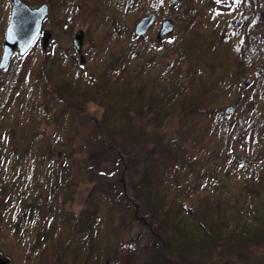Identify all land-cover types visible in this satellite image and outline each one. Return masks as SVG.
<instances>
[{
	"label": "trees",
	"instance_id": "trees-1",
	"mask_svg": "<svg viewBox=\"0 0 264 264\" xmlns=\"http://www.w3.org/2000/svg\"><path fill=\"white\" fill-rule=\"evenodd\" d=\"M34 1L63 25L88 24L90 43L85 63L74 51L34 72L30 50L14 73L0 68V169L15 183L5 213L37 229L16 231L29 246L22 263L264 264V0H181L161 41L134 27L168 0ZM49 144L62 164L44 166ZM83 182L91 198L75 214Z\"/></svg>",
	"mask_w": 264,
	"mask_h": 264
},
{
	"label": "rangeland",
	"instance_id": "rangeland-1",
	"mask_svg": "<svg viewBox=\"0 0 264 264\" xmlns=\"http://www.w3.org/2000/svg\"><path fill=\"white\" fill-rule=\"evenodd\" d=\"M24 1L28 5H30L32 8H37L40 5H42L40 3H36L34 0H24ZM180 1L181 0H179L178 3H176L175 5H171L170 0H168V4L161 11L156 10L157 5H154L152 7L153 9L149 10L148 14H150L151 12H156L157 13L156 21L150 27L148 32L145 35H143V36H146L149 39L151 38L153 40H157L158 39L157 36H158L159 31H160L162 21L165 20V19H172L173 22H174V25H176V22H175V17H176V14H177L176 13L177 12V7L176 6L180 3ZM48 5H49V14H48V16L45 18V20L43 22V30H42V32L45 29L49 30V31L52 32V37H51V39L49 41L48 48H47L48 50L47 51L44 50L43 40H39V43H35L33 45V47L30 49L31 50L30 52L32 54V56H30V58H31V64H30L31 68L33 66V71H34V66L36 67V70H37V66H40V65H43V67L45 68V65L43 63V61L45 59H48L49 63H54L55 60H59L60 61L62 59V57H63L62 56L63 54H67L69 52L74 53V51H77L76 47L73 44V40H74V38H75V36H76V34L78 32H84L85 33L83 49H82L84 63H85V57L84 56H86L85 53L87 52V49H88V46H89V43H90V39H89V37L87 35V33H88V30H87L88 29V24H86V25L84 24L83 26H79V25L72 26L70 23H69V25H63L60 22V16H59L58 9L56 7L51 6V4H49V3H48ZM12 7H13V1L12 0H0V60H1V57H2V53H3V47H4L5 37H6V29H7L8 25H9L10 18H11ZM144 16H146V15H144ZM144 16H142V17H144ZM138 21H137V23H138ZM136 24H135V26H136ZM173 32H175V28H174ZM134 34H135V27H134ZM173 34L171 33L170 36H172ZM57 36H58V38H57ZM56 38L58 39V41H56ZM49 51H50V54H48L49 56L48 57L45 56V55H47L46 53H49ZM25 55H20L19 50L15 51V53L13 55L12 62L8 66V67L11 68L12 73H14L15 70L17 69V67L23 62V60L25 59ZM79 57H80V55H79ZM248 78H251V83L249 85H246L245 81ZM241 80H242L241 83H242L243 88H249V90L252 91V93H254V90H253V87H252V83H253L252 82L253 81L252 77L251 76H245ZM258 85H260V84H258ZM238 94H239V96H238ZM233 95H237L236 98L240 97V93H238V92L234 93ZM0 105H2V101H0ZM228 105L236 106L235 103H230V102L225 103L223 105V108H224L223 112L224 113H226L225 112V108ZM14 106H16V105H14ZM87 108H88V112H90V115L93 114V115H97L98 117H101V115L103 113V108L101 106L97 105L96 103H89ZM236 110H237V108L235 107V110H234L233 113H236ZM5 116H6L7 119H10V118L15 119V117H16L14 112H7V113H5ZM174 127H175V118L171 117L168 120L167 125L165 126V128L167 129V131L169 133H172ZM41 128L45 129L48 132V136H49L50 140L52 139L53 135H55L56 131L58 130V128H56V126H55V123L52 120L50 121L48 119H46V120H44L42 122ZM89 128H90V124L89 125H85L83 128H81V132L82 133H87ZM2 141L4 142L3 139H2ZM5 143H6V141H5ZM2 148H3V146L1 145V147H0V167H3L4 165H7V166L9 165V160H7L5 158L6 156L3 155L5 152L3 150H1ZM46 150H47L46 151L47 157H46L44 166H48L51 163H55V164L56 163H58V164H62L63 163L61 161L62 155H61L60 151L57 150L55 147H53V145L49 144V146H47ZM28 161L29 160H27L25 162H21V164H22V167L28 166V172L30 173L31 169L29 168V162ZM2 173H3V171L0 169L1 176H2ZM11 173L12 172H10V171H9V173L6 172V171L3 173V174H7V176L4 175L3 180L1 182V184L4 185V186L2 187L0 185V251L6 250V251H8L10 253H13L14 255H17V259L16 260H18V263L19 264H24V263H22L23 261H22L21 256L23 255L25 257V259H26V252H27L26 250H28L29 246H27L28 243L24 239H21L22 238L21 236L18 237L19 234L16 231H18V230L22 231L23 230L24 233L28 234L27 233L28 231H30V230L33 231L34 230L36 232L37 229H35L36 227H33V224H31L30 222L26 221V219H25L26 216H25L23 222H21L20 228H19V227L16 226V222L18 220V215L15 214V212H13V210L12 211H8V212L5 213V210L7 209V207H5V202H7V199H9L11 197L9 193L11 191H13L14 188H15V183H11L10 181L12 179H10V176H8ZM62 173H63V171H61V174ZM14 182H15V180H14ZM45 182L47 183L46 179H45ZM92 187H93V185H91L89 183H86V182L85 183L83 182V183H81L78 186L77 189H75V191L73 192V201H72V203L70 205H68L69 209L72 212H74L75 214H78L84 208L87 207V202L91 198L90 193H91V191L93 189ZM20 191L22 193L20 192L19 198H20L21 201H25V198H26L25 197L26 195L24 193L25 191L23 189H20ZM32 197H34V196H32ZM13 199L15 200V197ZM15 202H16V200L13 202L12 206L14 205ZM34 203L40 205V201H37V202L34 201ZM3 216H4V220L6 221V219H8V221L10 223L8 222L9 224L7 226L1 227L2 226V222H3ZM5 217H6V219H5ZM43 218H45V216ZM25 227H27V228H25ZM11 228L13 230H11ZM17 234H18V236H17ZM33 235H34V233H33ZM124 236L126 237V235H124ZM127 236H128V234H127ZM15 238L18 239V241ZM12 241L17 243L18 245L15 244V243H12ZM77 253H78V251H76V253H74V254H77ZM94 254L100 255L102 253H98L97 251H95ZM27 255L29 256V254H27ZM0 259L8 260V259H6L3 256H0ZM47 259L50 260L51 258H47ZM47 259H45V262L47 261Z\"/></svg>",
	"mask_w": 264,
	"mask_h": 264
},
{
	"label": "water",
	"instance_id": "water-1",
	"mask_svg": "<svg viewBox=\"0 0 264 264\" xmlns=\"http://www.w3.org/2000/svg\"><path fill=\"white\" fill-rule=\"evenodd\" d=\"M13 7L9 25L6 29V37L3 47V53L0 60V68L6 69L12 62L13 55L16 50H19L20 55H25L33 47L37 38L42 33L43 22L49 14L48 3H43L37 8H32L24 0H12ZM179 0H170L171 5H175ZM157 13L151 12L150 14L142 17L135 26V33L138 36L145 35L153 23L156 21ZM175 28L172 19H165L162 21L160 31L157 38L162 40L166 36L173 33ZM44 49L48 48L49 41L52 37V32L44 30L42 33ZM84 32H78L73 40L81 61L83 58V43ZM251 83V78L245 81L246 85ZM235 106L228 105L225 108L226 114L230 115L234 112ZM0 264H12L11 261L0 259Z\"/></svg>",
	"mask_w": 264,
	"mask_h": 264
},
{
	"label": "flooded vegetation",
	"instance_id": "flooded-vegetation-1",
	"mask_svg": "<svg viewBox=\"0 0 264 264\" xmlns=\"http://www.w3.org/2000/svg\"><path fill=\"white\" fill-rule=\"evenodd\" d=\"M42 33L39 35V37L37 38V41L35 43H39V40H43ZM44 50H48V49H44Z\"/></svg>",
	"mask_w": 264,
	"mask_h": 264
}]
</instances>
